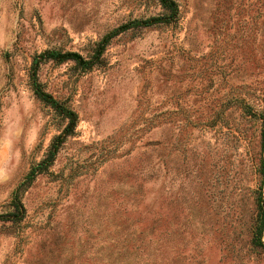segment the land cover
<instances>
[{"label":"rangeland","instance_id":"374dc122","mask_svg":"<svg viewBox=\"0 0 264 264\" xmlns=\"http://www.w3.org/2000/svg\"><path fill=\"white\" fill-rule=\"evenodd\" d=\"M0 0V264H264V0ZM264 232V230H263ZM264 244V239H262Z\"/></svg>","mask_w":264,"mask_h":264},{"label":"trees","instance_id":"16d2710c","mask_svg":"<svg viewBox=\"0 0 264 264\" xmlns=\"http://www.w3.org/2000/svg\"><path fill=\"white\" fill-rule=\"evenodd\" d=\"M157 1L164 9L165 13L163 15L149 17L141 20H134L130 24L121 26L119 29L115 30L110 35L105 37L103 42L98 45V49L95 51V54L88 60L84 59L82 56H80L77 53H72V52L63 53L54 50L44 51L33 59L32 61L33 76L31 80L33 84L34 95L41 102H43L53 111H55L58 114V116H60L63 120L67 121V124L64 127L62 133L53 139L46 157L36 166V168L32 169V171L28 176V179H31L32 176H34V174L37 171L43 170L44 167L47 166V163L52 161L53 157L58 152V149L60 145L63 143V141L68 136H71L73 134V131L77 123V116L73 110L69 109L68 107L57 101L50 94L46 93L40 88L36 76V72L39 66L45 64L46 62H54L56 64L73 62L77 67L81 68L82 70L90 71L92 68L99 65L102 54L105 50V46L107 45V42L111 38L116 37L120 33L125 32L130 28L144 29L157 25L170 24L176 21L178 15V8L176 3L173 0H157ZM20 192H21L20 189L14 192V195L12 197V202L10 204L11 209L6 214L0 216V220L2 219L4 221L17 222L23 218L24 206L21 203V199L19 196ZM263 230H264V224L262 223V225L256 228V230L253 232L252 242H251L252 245L262 250H264V244L262 242V239H264Z\"/></svg>","mask_w":264,"mask_h":264}]
</instances>
